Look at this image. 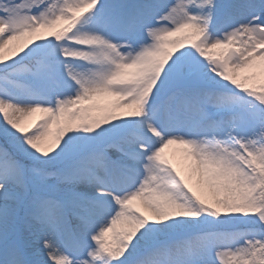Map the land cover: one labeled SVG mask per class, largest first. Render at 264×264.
Masks as SVG:
<instances>
[{
  "label": "snow or ice",
  "instance_id": "1",
  "mask_svg": "<svg viewBox=\"0 0 264 264\" xmlns=\"http://www.w3.org/2000/svg\"><path fill=\"white\" fill-rule=\"evenodd\" d=\"M0 264H264V0H0Z\"/></svg>",
  "mask_w": 264,
  "mask_h": 264
},
{
  "label": "rangeland",
  "instance_id": "2",
  "mask_svg": "<svg viewBox=\"0 0 264 264\" xmlns=\"http://www.w3.org/2000/svg\"><path fill=\"white\" fill-rule=\"evenodd\" d=\"M175 148H176V146H174L173 149H168V150H166V152L171 156L172 153H173V151L175 150Z\"/></svg>",
  "mask_w": 264,
  "mask_h": 264
},
{
  "label": "bare ground",
  "instance_id": "3",
  "mask_svg": "<svg viewBox=\"0 0 264 264\" xmlns=\"http://www.w3.org/2000/svg\"><path fill=\"white\" fill-rule=\"evenodd\" d=\"M174 148V146H171L169 149H173Z\"/></svg>",
  "mask_w": 264,
  "mask_h": 264
}]
</instances>
